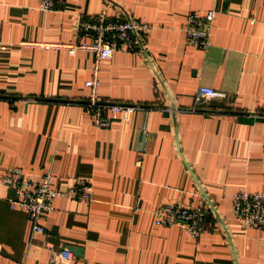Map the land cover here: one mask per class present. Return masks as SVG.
<instances>
[{"label":"crops","instance_id":"crops-1","mask_svg":"<svg viewBox=\"0 0 264 264\" xmlns=\"http://www.w3.org/2000/svg\"><path fill=\"white\" fill-rule=\"evenodd\" d=\"M106 6L153 28L145 51L102 61L100 97L152 109L97 128L76 103L94 54L22 42L76 41L80 19ZM213 8L204 51L187 43V18ZM0 46V264H52L51 249L64 248L74 258L57 264H264V229L232 213L236 191L264 192V0H66L49 12L0 0ZM200 85L227 98L191 111ZM8 167L34 180L51 171L61 188L88 178L94 200L57 198L35 231L1 182ZM173 201L210 207L213 228L194 238L183 224H156Z\"/></svg>","mask_w":264,"mask_h":264},{"label":"built area","instance_id":"built-area-1","mask_svg":"<svg viewBox=\"0 0 264 264\" xmlns=\"http://www.w3.org/2000/svg\"><path fill=\"white\" fill-rule=\"evenodd\" d=\"M66 0H38V8L44 12L60 10ZM217 15L216 9L205 13L192 12L187 18V43L207 51L211 46V32ZM153 27L136 18H111L106 8L93 16L80 19L77 26V39L73 42H28L24 45L55 47L75 54L83 50L94 54V66L90 78L85 82L89 90L88 97L79 103L92 116L97 128H110L113 124L112 113L122 114L125 120H130L132 114L139 109L151 110V106L127 101H114L100 97L101 65L104 59L111 58L117 51H145L146 36ZM88 38V41L82 40ZM5 48V46H0ZM225 99L227 94L213 87L200 85L195 94L194 103L189 108L199 111L214 99ZM142 165V159L137 160ZM51 171H46L41 179L34 180L20 167H8L4 170L1 182L14 190L15 195L10 200L12 206L23 208L33 223V229L45 232L41 223L45 212L54 210V202L59 197H69L90 203L94 200V190L90 179L75 178L66 187H55ZM232 213L244 228L264 229V192L239 190L232 196ZM156 224L173 226L183 224L190 235L200 237L211 229L206 207H187L179 202L164 203L157 209ZM74 255L67 248L51 249V263L72 262Z\"/></svg>","mask_w":264,"mask_h":264},{"label":"trees","instance_id":"trees-1","mask_svg":"<svg viewBox=\"0 0 264 264\" xmlns=\"http://www.w3.org/2000/svg\"><path fill=\"white\" fill-rule=\"evenodd\" d=\"M91 182H92V181H91ZM92 185H93V183H92ZM206 209H207V211H208V220H209L210 223H211V228H213V222L211 221V216H213L212 209H211L210 207H207Z\"/></svg>","mask_w":264,"mask_h":264},{"label":"water","instance_id":"water-1","mask_svg":"<svg viewBox=\"0 0 264 264\" xmlns=\"http://www.w3.org/2000/svg\"><path fill=\"white\" fill-rule=\"evenodd\" d=\"M213 209L216 211V209L213 207Z\"/></svg>","mask_w":264,"mask_h":264}]
</instances>
